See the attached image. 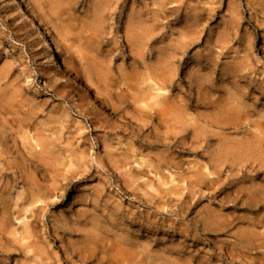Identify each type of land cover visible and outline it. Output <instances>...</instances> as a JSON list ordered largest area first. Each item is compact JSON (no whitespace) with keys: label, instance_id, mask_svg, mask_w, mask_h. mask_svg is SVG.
<instances>
[{"label":"rangeland","instance_id":"374dc122","mask_svg":"<svg viewBox=\"0 0 264 264\" xmlns=\"http://www.w3.org/2000/svg\"><path fill=\"white\" fill-rule=\"evenodd\" d=\"M22 2L63 68L46 69L30 23L0 0V89L44 108L59 183L1 180L0 247L26 242L23 207L47 193L59 204L31 240L53 264H264V0ZM136 96L175 102L158 132Z\"/></svg>","mask_w":264,"mask_h":264},{"label":"bare ground","instance_id":"6f19581e","mask_svg":"<svg viewBox=\"0 0 264 264\" xmlns=\"http://www.w3.org/2000/svg\"><path fill=\"white\" fill-rule=\"evenodd\" d=\"M7 6L13 16L20 19L19 22L22 23L24 20H27L30 23L33 31H35L34 38L36 41V45L38 46V50L41 53L46 69L60 70L61 68H63L61 67L62 63L60 64V60L56 54V50L52 44V40L48 35L46 29L41 25L35 10L32 7L24 4L22 0H7ZM104 6H106V4ZM171 10L175 11L176 9L172 8ZM157 73L158 72H156L155 74L157 75ZM171 87V96H163V98L167 99L168 101L172 97H178V93L176 92L177 86L175 85V83H173V81L171 82ZM88 92L91 91L88 90ZM91 95L96 96V91H92ZM160 95H158V97ZM117 98L120 100V103H123L122 101H125L128 96L119 94ZM16 101V99L11 98V95H8L6 89H0V182L5 177L11 178L13 182H19L21 180L29 187L37 189L38 194H40L43 191H41L40 188H43L45 186L42 187L39 184V181L37 180L38 177L40 178L41 176V179L44 182H47V180L51 178L50 180H52L55 184L59 183L58 176L50 177V175H53V173L57 172V168L52 163V149L49 140L50 136L46 135L47 129L44 127L46 124L43 121L38 120L39 116H41V114L39 113L41 111V113H44V108L41 107V109L36 110L35 107L33 108L25 103H22L23 101L19 103H16ZM174 103L175 102L172 103V101L167 103L165 109H155L154 107L160 106L159 103L148 104L147 102H144L143 99H140L137 96L134 97V104H139V114L148 115L149 118L159 121V126L157 125L152 129L154 132H158L160 130V124H162V120H164L161 117H166L169 111H173L172 109L174 107ZM74 108L78 109V114H82L84 111L82 108H80V105H75ZM147 108H149V110H147ZM99 124L101 123L95 124V128L97 131L101 129V126ZM32 130H35L36 132L31 136ZM167 136L161 139H163L164 141L166 139H169V137ZM135 138L137 139L138 143L143 141V138L139 135H135ZM155 144H163L165 146L170 145L176 150L179 148L180 153L192 152L190 149H186L185 147H178L176 146V144H164L159 140L158 137ZM34 173H36L37 175H35ZM211 181L214 182V180ZM66 187L67 183H60L59 187H57V191L59 189H66ZM33 197L36 199H34ZM33 197L31 202L27 203L23 207L24 211L31 213L30 218H33V221L29 223L31 224V227H27L22 238L23 241L26 242L20 243V241H17V239L14 238L13 242L8 241L7 245L3 244V246L0 247V253L5 255L7 260L11 262L17 257H24L26 260L25 264H53V262H49L50 259L42 256L34 250L33 241L31 240V238L34 237V223L38 221V217L40 216V214L43 211L47 210L48 207H55L59 203H49V195L47 193H45L44 195H37V197ZM39 199H41L43 203L42 205L38 206L36 204L41 201ZM1 210L2 206L0 205V212ZM144 228H146L145 225H141V229ZM10 235L14 236L13 231L10 232ZM15 242H19L20 246H16L14 244ZM122 259L123 261H121V258L120 260L118 259V264H123L125 262L127 264H138V262H133L135 261L134 258L131 260L128 258ZM65 261L68 262V260Z\"/></svg>","mask_w":264,"mask_h":264}]
</instances>
